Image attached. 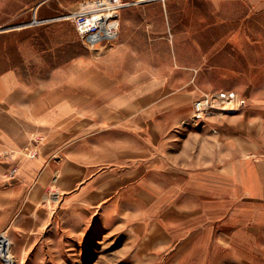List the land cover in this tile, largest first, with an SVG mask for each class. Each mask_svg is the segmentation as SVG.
Segmentation results:
<instances>
[{
	"label": "rangeland",
	"instance_id": "obj_1",
	"mask_svg": "<svg viewBox=\"0 0 264 264\" xmlns=\"http://www.w3.org/2000/svg\"><path fill=\"white\" fill-rule=\"evenodd\" d=\"M79 1L0 0V29L20 24L0 30V63L56 81L78 60L88 83L101 68L143 61L150 78L165 79V108L150 109L165 116L151 119L149 160L88 150L87 165L65 175L56 162L1 166L10 255L0 251V264H264V13L241 0L138 5L98 50L66 18ZM124 30L144 39L125 47ZM222 91L244 103L196 119L194 101Z\"/></svg>",
	"mask_w": 264,
	"mask_h": 264
},
{
	"label": "crops",
	"instance_id": "obj_2",
	"mask_svg": "<svg viewBox=\"0 0 264 264\" xmlns=\"http://www.w3.org/2000/svg\"><path fill=\"white\" fill-rule=\"evenodd\" d=\"M159 1H130L120 16L126 20L131 7ZM212 1L215 5L221 2ZM241 1L248 2L255 14L264 13V0ZM163 5L168 8V0H163ZM134 34L124 30L120 44L127 47ZM135 37L144 39L139 33ZM22 64L0 63V167L39 169L56 162L65 175L71 168L87 165L86 160H91L88 150L95 151L97 160L127 155L133 158L134 152L137 157L141 154V160H149L151 144L155 143L151 142V119L160 118L159 113L165 116V110L153 113L150 109L165 108L162 88L166 82L164 78H150L147 63L112 65L108 74L101 68L96 75L99 78L88 83L86 65L78 60L69 65L65 77L56 81L28 78ZM90 85L93 91L88 96L93 97H87ZM36 133L44 135L42 141L33 140ZM31 146L41 152L33 160L21 154ZM72 171L76 174L79 170Z\"/></svg>",
	"mask_w": 264,
	"mask_h": 264
},
{
	"label": "built area",
	"instance_id": "obj_3",
	"mask_svg": "<svg viewBox=\"0 0 264 264\" xmlns=\"http://www.w3.org/2000/svg\"><path fill=\"white\" fill-rule=\"evenodd\" d=\"M131 4L126 0H81L68 9L66 18L73 20L84 44L102 50L113 46L120 34V12ZM235 92L205 94L194 101V117L201 118L217 109L242 105ZM236 106V107H238Z\"/></svg>",
	"mask_w": 264,
	"mask_h": 264
},
{
	"label": "bare ground",
	"instance_id": "obj_4",
	"mask_svg": "<svg viewBox=\"0 0 264 264\" xmlns=\"http://www.w3.org/2000/svg\"><path fill=\"white\" fill-rule=\"evenodd\" d=\"M226 109H232L233 107L229 106V107H225ZM151 198V197H150ZM151 200V199H150ZM149 201V200H148ZM147 201V204L149 203ZM146 203V202H145ZM159 209V208H158ZM156 211V210H155ZM8 242H9V239L7 236H3V235H0V251H2V253L6 252L8 253L7 256L9 257L10 253H9V249H8ZM146 248V247H145ZM12 256V255H11Z\"/></svg>",
	"mask_w": 264,
	"mask_h": 264
},
{
	"label": "water",
	"instance_id": "obj_5",
	"mask_svg": "<svg viewBox=\"0 0 264 264\" xmlns=\"http://www.w3.org/2000/svg\"><path fill=\"white\" fill-rule=\"evenodd\" d=\"M20 24H15V25H9V26H5V27H3V28H1L0 30H8V29H14V28H16L17 26H19Z\"/></svg>",
	"mask_w": 264,
	"mask_h": 264
}]
</instances>
